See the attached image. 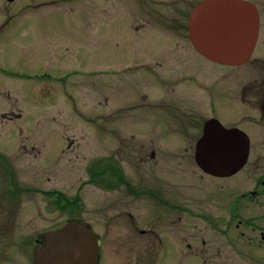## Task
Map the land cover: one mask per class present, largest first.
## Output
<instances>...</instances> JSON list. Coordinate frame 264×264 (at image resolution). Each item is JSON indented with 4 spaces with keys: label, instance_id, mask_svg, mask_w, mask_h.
I'll return each mask as SVG.
<instances>
[{
    "label": "rangeland",
    "instance_id": "rangeland-1",
    "mask_svg": "<svg viewBox=\"0 0 264 264\" xmlns=\"http://www.w3.org/2000/svg\"><path fill=\"white\" fill-rule=\"evenodd\" d=\"M18 1L0 0V203L3 204L0 214L7 213L12 204V215L23 219L24 226L39 204L43 217L36 218L30 228L22 226L15 236V246L8 250H34V241L23 240L31 236L35 226L39 232L51 225L52 229H60L75 218L99 230L102 224H110V216L122 215L117 217L122 222L132 212L143 217L180 216V232L171 226L176 234L170 236L176 244L180 243V253L168 257L167 250L155 258L147 250L142 263L138 256L129 262L128 250H105V264H264V246L260 248V237L251 227H242L240 230L246 235L242 236L234 226L237 220L232 227L228 225L233 218L228 203L234 198L233 192L237 189L235 194L238 193L242 185L250 187L252 182H241L238 187L237 177L218 179L205 175L194 159L198 137L192 142V137L184 138L170 131L164 138L168 143H158L164 145L159 166H146L141 171L133 153L139 147L138 142L119 140L131 137L128 118L123 121L126 114H120L122 125L112 123L115 116L111 113L137 96L131 93L132 88L136 91L135 85L123 88L127 81L137 82L140 85L137 92L147 93L151 98L161 97V89L165 88L154 80L147 82L138 70L118 71L132 59L131 49L124 43L137 37L160 42L163 38L172 45L167 46L172 47L168 49V59L178 61L185 53L183 43L175 48L181 35L177 32V39L174 31H164V26H146L141 20L146 29L137 32L142 26L138 21L137 0H58L59 3L39 8L36 7L41 0ZM154 1L157 5L151 6L168 10L186 9L205 0ZM169 1L181 3L174 5ZM260 7L264 12V5ZM182 22L187 23L184 17ZM182 33V40L189 43L187 31ZM257 55L264 58V46ZM175 59L168 64L175 65ZM254 65L258 66L252 62L238 71L249 72L248 68ZM197 70L203 76L209 73L216 76L217 82L212 85L215 92L222 89L220 78L230 71L201 56L197 58ZM254 76L233 81L229 99L234 95V106L240 101L238 92ZM113 80H117L116 91ZM202 85L194 84L198 94L192 99L196 102L192 107L197 114L195 118H201L199 133L202 123L211 115L207 93L201 90L211 84L202 82ZM221 100L214 93L213 103L219 111L216 117L228 126L238 118L222 111L225 107ZM178 114L174 108L170 112L152 109L147 125L141 128L156 122L166 124L168 120L178 128L182 126ZM179 129L184 132L182 127ZM182 139L183 142L177 143ZM104 168H121L123 175ZM244 174L247 177L246 170ZM128 182L137 186V190L143 187L148 195L133 203L137 191L131 192ZM24 189L34 193L26 194ZM228 193L230 196H226ZM158 199L177 201L178 212ZM59 205H64V209ZM263 214L264 207L251 204L244 217L260 218ZM108 236L111 246L116 236L112 232ZM189 245L195 250L188 249Z\"/></svg>",
    "mask_w": 264,
    "mask_h": 264
},
{
    "label": "flooded vegetation",
    "instance_id": "flooded-vegetation-1",
    "mask_svg": "<svg viewBox=\"0 0 264 264\" xmlns=\"http://www.w3.org/2000/svg\"><path fill=\"white\" fill-rule=\"evenodd\" d=\"M7 1L15 2L18 0ZM28 1L35 2L36 0ZM137 1H139L137 2L139 23H145L146 26L153 27L164 26V31H174L177 39L178 32L181 35V39L176 43L177 46L175 48H180V43H183L185 53L184 56H179L178 61L175 58L168 59V52L170 51L168 49H172V47L168 48L167 46L172 45L170 42L166 43L163 38L162 42H160L159 39H139L137 37L134 40L126 41V43H124L125 46L131 49L132 59L129 65L120 67L118 71L126 73V71H130L131 69L132 71L138 70L139 72L143 73V77L147 79V82H149V80H154L155 82L164 85L165 88L161 89L163 90L161 91V97L154 96L151 98L147 93L142 92L139 94L137 92V90L140 89V85L134 80H129L124 87L122 86L123 88L127 89L135 85L136 91H134L132 88L131 93L136 94L137 96L134 98L131 97L125 106L122 108H117L111 113V115L115 116L112 123H118L122 125V123L119 121L120 114L122 113L126 114L123 116V121L128 118L127 126L130 127L129 136L131 137L129 138L128 136L127 138L129 139H127V141L126 136H124L125 138H119V140L121 139L124 143L130 144L138 142L139 147L136 151L133 150V153L137 155L138 160L136 165L141 171H143L147 169L146 166H150L149 168L159 166L162 159L161 150H164V145H158V143H168L164 139L167 131H170L176 135L180 133V136L183 135L184 138L192 137V142H194L198 137L195 144V152L197 143L204 135L205 126L210 121H217L223 128L230 131H241L246 137H248L250 142L248 161L237 174L231 177L218 179L237 177L236 179L238 187L241 182H252L250 187H245L242 185L239 187L240 189L238 190V193L235 194L237 189L233 192L234 198L228 201L229 205L231 206L230 210L233 218L229 221L228 225L229 227H232L234 222L237 220V223L234 226L237 230H239L242 236L246 235L245 232L241 231L240 229L242 227L247 229L251 227L252 231L260 237L259 245L260 248H263L264 214L260 218L251 215L244 217V212L251 206V204L260 208L264 207V58L257 55L264 46V39H261L262 27L264 26V12L260 7V5H264V0H248L255 5L259 14V34L253 54L245 63L238 66L213 62L200 55L194 47L191 41L190 14L202 1L199 3H192L189 6L187 5L188 7H186V9L171 7L168 10L151 6L150 4L157 5V2L154 0ZM57 2L58 0H41L39 6L36 8L42 7V5L43 7L49 6ZM169 3L178 5L181 2L169 1ZM169 10H171V13H169ZM183 17L187 21L186 24L182 22ZM152 24L157 25L155 26ZM144 29H146V27L142 24L140 28H137V32ZM183 30L187 31L189 43H187L186 39L182 40V38H184L182 37ZM118 45L121 46L120 44ZM193 54L194 59H192ZM198 56H201L216 65L224 66L230 69L228 76L220 78L222 79V89L220 91L215 92L212 90L213 83L217 82L214 79L216 77L214 74L209 73L203 76L201 72L197 70ZM174 59L175 65H169L168 63L172 62ZM252 62L258 64V66L254 65V67H249V72L246 70L244 72L238 71V69L246 66L247 64H251ZM143 67H147L148 69ZM145 73L148 75H145ZM251 74L253 76L255 75L254 79L242 86L238 92L240 101L237 103V106H234V95L229 99V89L232 87L233 81L236 78L244 79L245 76ZM202 82L211 84V87L202 88ZM116 83L117 80H113V91L119 89ZM194 84L202 86L201 90L206 91L208 109L211 113V115L202 123V130L200 133L197 130L200 125L199 120L201 118H195L197 114L192 109V107H194L196 104L195 100L192 102V99H195L198 94L196 91H194ZM213 92L216 95H219L222 99V106L225 107V109L222 108V111L224 113H231L238 118L236 121L230 122L228 126L224 125L216 117L219 111L215 110L216 107L214 106L215 102L213 103ZM107 101L109 100L107 99ZM172 108H174V112L177 114L179 113L178 116L182 126L176 128L175 125H173L168 120L166 124L156 122L151 123L149 126H146V128H141V126L147 125V118L152 109L170 112ZM127 111L133 112H131L129 115L127 114ZM134 116H136L135 119ZM195 120L197 121L195 122ZM180 127L184 129V132L179 129ZM181 142H183V139L177 143ZM22 147L25 150L28 148L25 144H23ZM31 149L34 150L36 147L31 146ZM169 149L172 148L168 147V150ZM1 160L2 155L0 153V164ZM245 170L247 177L244 174ZM110 171H118L119 175H123L121 168H110ZM152 173H155V169H152ZM122 182L123 181L121 180V183ZM126 184L130 185L129 190L131 192L137 191L133 203L142 201L140 197L146 194L148 195V192L145 191L143 187L137 190L138 187H132L131 182ZM244 187L245 189H243ZM24 190L26 194L28 192L34 193L33 191H27L26 189ZM155 191L157 190L155 189ZM231 191L232 189L230 188V192ZM226 196H230V193H228ZM158 202H163L164 205L173 207L174 212H178L179 205L177 201L174 200V203H172L168 199H158ZM12 207L13 205L11 204L10 210L7 213H4V215L0 214V264H33L34 253L36 250H8L12 246H15V236L19 229L23 226V219H18L12 215ZM36 207L38 211L36 210V213L31 215V220L27 221L23 228H30L35 222L36 218L43 217V208L40 207L39 204H36ZM1 210H3L2 203H0V211ZM151 215L153 214L151 213ZM121 216L122 215L110 216L108 219L110 224H102L99 230H97V228L94 226L100 246L98 264H105V250H128L129 262L132 258L138 256V261L140 260L142 263L145 262V251L147 252V250H149L148 252H151L152 255H155V258H157L158 254H166L167 250L168 257L172 253H180V243L176 244L175 241H172L170 238L171 233L173 236L176 234L174 229L171 230V226H174L175 229L180 232V216H178V218L171 215H147L143 217L135 215L132 212H128V219L120 222L117 217ZM140 218H143V220L140 221ZM108 220H106V222ZM56 229H52L51 225L43 232H39L35 226L34 232L31 233V236H29V238L25 237L23 241H29L30 239L34 241V249L37 246H46L43 239L44 234ZM167 229H170L168 233L166 232ZM110 232H112L116 237L115 241L113 240V242L110 244L111 246H108L109 242L107 238H109L108 234ZM188 249L195 250V248L190 245L188 246ZM154 250H156L157 253Z\"/></svg>",
    "mask_w": 264,
    "mask_h": 264
},
{
    "label": "water",
    "instance_id": "water-1",
    "mask_svg": "<svg viewBox=\"0 0 264 264\" xmlns=\"http://www.w3.org/2000/svg\"><path fill=\"white\" fill-rule=\"evenodd\" d=\"M191 41L199 54L220 64L238 66L252 55L259 33L256 8L244 0H206L190 16ZM249 140L239 130L206 124L196 146L195 160L213 177L237 174L247 163ZM33 264H98L99 245L93 228L77 219L43 236Z\"/></svg>",
    "mask_w": 264,
    "mask_h": 264
}]
</instances>
